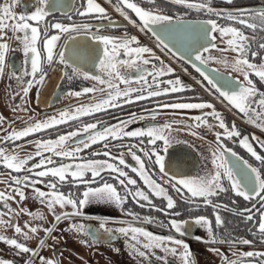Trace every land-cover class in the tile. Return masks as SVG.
I'll use <instances>...</instances> for the list:
<instances>
[{"label": "snow or ice", "instance_id": "obj_1", "mask_svg": "<svg viewBox=\"0 0 264 264\" xmlns=\"http://www.w3.org/2000/svg\"><path fill=\"white\" fill-rule=\"evenodd\" d=\"M149 2L152 6L145 7L139 0H117L116 7L132 25H136L139 21L140 29L148 30L155 41L166 49L174 59L186 60L188 64L197 69L204 78L200 83L204 84L206 80L208 91L213 96L218 95L224 98L231 106L243 113L248 121L264 129V91L256 86L249 75V73H254L261 81H264V57L261 58L259 64L249 58V54L251 57L258 55L257 51L252 50V41L257 38L249 36L241 27L233 24L221 26L216 19H208L199 15L204 13L209 16L212 14L227 16L228 19L238 21L241 25L252 30H264V7H241L232 10L214 7L210 0H173L176 6H183L189 11L194 10L197 13L196 19H191L188 17V12L168 14L156 0H149ZM15 3L16 0L0 3V74H3L6 67V54L10 47L9 41L3 39L7 36L4 29H11L14 32L22 31V35L17 36V39L23 42L24 67L20 71L13 70L11 75L15 76L18 85H24L22 92L26 94L34 84L43 83L46 77L41 49L37 47L40 28L37 23H30L29 21L40 22L49 15L50 11L56 8H67V5L63 0H38L34 10L17 13L14 11ZM68 11L71 12V9L69 8ZM76 11L81 15L97 13L102 18H110L107 9L96 0H87L86 6L78 7ZM130 11L135 13L138 21L133 19ZM69 20L72 21V17H69ZM48 27V25H45L43 29L46 35V39L43 40V48L46 50L47 62L50 63L55 58L64 66L65 75L71 73L85 78L91 77L99 81L105 85L107 94L95 103L78 105L73 111L64 108L58 115L52 114L44 119H35L34 122L32 117H28L29 123L27 126L19 129L13 128L4 135V141L17 140L29 134L50 129L52 126L79 118L82 115L99 112L108 107H116L117 103L125 104L130 101L142 100L147 97L193 87L192 84L183 82L179 75L161 79L166 74L175 73L177 70L171 64H166L157 57L152 47L140 43L137 35L125 34L117 37L110 34H100L97 30L104 28L105 25L99 22H55L51 24V27L58 31L53 32L51 35H47ZM80 29L84 31H80ZM217 30L221 35L229 36L227 44L237 53L231 62V66L243 73L244 81H241L239 77H233L231 73L222 71L215 64L210 63V61H217L225 66L229 64L226 57L215 56L209 52L210 49L217 47L216 36L214 35ZM61 33H69V35L66 36L57 53L54 50L57 47ZM261 40H264V37H261ZM258 47L264 49V43H260ZM144 53L149 55H144ZM29 59L30 68L28 65ZM154 60H160L159 65ZM149 64L152 66L149 67ZM89 65L93 70H86ZM129 69H134L137 74H129ZM149 75L151 76V82H149ZM25 77L28 78L25 79ZM121 82L125 85L124 88L119 86ZM133 84L136 86H133ZM100 90L104 91V89ZM68 91L72 92V89ZM90 91L95 92L97 89L94 86L91 88L85 87L76 91L74 95L80 96L82 92L87 93ZM15 94L13 93V95ZM167 107L201 110L210 108L211 111H201L195 114L192 119L165 120L162 123L154 122L155 118L160 115L157 109ZM24 111H27V109L25 108ZM145 117L153 118L147 126L128 128V124H131L133 120L144 119ZM208 117H213V119L210 121ZM9 124H11V121H9ZM101 124V121L95 120L84 123L80 127H74L71 131L62 132L55 138L38 139L36 142L38 150L23 157L18 152L9 153L5 147H0V163L10 169L23 170L28 173L12 176L13 183L10 186V191L14 190L23 200L26 196L24 186H32L34 188L33 196L40 203L47 205L55 218V222H59L73 214L86 215L82 209L85 204L92 201L114 203L120 206L122 211L130 212L134 218L140 219L137 213L123 207L124 202L129 199V195L137 204L144 201L145 206L152 208H160V205L153 203V195L162 197L166 200V205L161 210L171 216L172 213L169 210L177 204V200L170 194V188L178 194H182L184 200L197 208L200 207L201 203L204 205L212 204L213 207H228V205L219 202L213 204V198L219 192L225 190V179L235 193L248 200L257 197L259 200L264 201V154L257 151L249 138V134H242L234 121L229 126L222 112L216 109L211 100L199 99L194 102L156 104L149 110L126 115L123 120L117 121L116 124L109 123L106 127H98ZM173 124L185 125L186 127L183 129L173 128ZM214 124H218L223 131H216L213 127ZM199 125H207L208 128L215 131L216 146L211 153V162L214 167L196 175H185L173 171L175 164L170 159L166 160V156L170 154V144L177 142L173 133L187 131L200 136V132L194 131ZM252 135L259 148L264 149V139L256 137L255 134ZM222 137L238 138L237 142L247 149L259 162L260 166L250 163L239 152L228 147ZM70 138H75L71 142L76 147L65 148L64 144ZM117 139L121 142L113 145L112 141ZM97 142L102 143L101 148L96 149V151L102 150L108 159H89L84 156L82 150L88 149L90 145ZM113 147L119 149L118 154L112 151ZM45 152L48 155H43ZM126 153L134 159V164H130L125 159ZM34 156L39 157V159L35 163H29ZM53 156L62 159L67 158V162L57 164L53 160ZM146 160L151 167L146 166ZM127 169H131L136 176L129 174ZM88 172L91 174V179L86 178ZM106 172L113 175L116 183L103 179L101 173ZM69 174L74 185H84L82 193L79 195L71 190L66 194L57 187L58 182L69 180ZM49 175H51V179L48 178ZM137 176L146 188L138 184ZM37 183L47 184V190L36 187ZM93 184L95 186H90ZM10 191H0V200L5 201L10 217L15 218L14 214L19 211L26 212L31 217L43 218V213L39 209L31 210L26 207L15 209L12 205L7 204ZM10 198L15 200L16 196L12 195ZM57 204L64 210L57 211L55 207ZM66 205H71V208H66ZM231 210L233 212H246L247 218L254 220L251 210L236 208ZM258 215L259 221L255 224V227L259 231L260 240L264 241V211H259ZM2 216L3 212L0 210V217ZM98 219L100 223L97 228H93L83 221H74L67 227L85 234L93 242L98 241L102 236L114 239L117 233L130 234L132 241H135L134 243L129 242V248L133 255L147 257L149 255L148 250L159 247L164 249L165 252L170 250L180 256L183 264H196L190 245L184 239H179L174 235L157 234L132 222H126L119 227L108 223L109 220H123L122 217L100 216ZM143 219L156 222V218L151 215L145 216ZM0 223L9 224L11 221L0 219ZM168 223L177 233H185L186 229L190 231L192 223H195L206 228L209 241L215 242L221 238L213 229L212 219L206 215H194L187 219L171 218ZM223 223L220 212H215V225L219 227ZM25 224L31 233L43 229L44 235L40 237V247H43L45 237L55 228V223L45 226L44 224L30 223L26 220ZM14 228L23 237H29V231H25L18 222L14 224ZM141 236L146 239H142ZM0 241H5L7 245L14 246V249L38 255L39 260L46 262V264H60L58 259L39 255L37 247H30L29 244L14 236L0 233ZM83 242L87 244L89 240L85 239ZM229 242L237 243L239 241L233 238ZM243 242L252 243L251 240H244ZM177 245L182 246V250H178ZM211 250L214 252L220 251L216 248ZM249 257L259 259H250ZM224 259L227 264H264V250L242 251L240 256L235 259H228L227 255L224 256ZM0 264H14V260L0 257ZM24 264H31V262L25 260Z\"/></svg>", "mask_w": 264, "mask_h": 264}, {"label": "flooded vegetation", "instance_id": "obj_2", "mask_svg": "<svg viewBox=\"0 0 264 264\" xmlns=\"http://www.w3.org/2000/svg\"><path fill=\"white\" fill-rule=\"evenodd\" d=\"M226 1L227 0H210L212 6H241L227 4ZM4 2H9V0H0V3ZM63 2L67 5V8H56L55 10L50 11L49 15L40 22L32 20L29 21L30 23H37L40 28V38L37 40V47L41 49L43 67L45 68L46 77L43 83L34 84L26 94L22 92V88L24 87V85H18L15 76L11 75L13 70L20 71L24 67L25 54L23 53V42L22 40L17 39V36L22 35V31L14 32L11 29H4V31L7 33V36L3 39H7L9 41L10 47L6 54V67L3 74H0V118H2L0 119V147H5L6 151H8L9 153L18 152L19 155L23 157L25 155H30L38 150L36 148V142L38 139L49 137L55 138L60 133L71 131L74 127H80L84 123L99 120L102 122V124L98 125V127H106L109 123L116 124L117 121H121L123 116L127 114L133 112L139 113L142 110H149L156 104H170L174 102L187 101L194 102L199 99H208L211 100L213 104H215L218 111L222 112L224 119L229 124V126H231L232 122L234 121L237 128L241 131L242 134H249V138L257 148V151H260L262 154H264V152L262 151L264 149L259 148V145L253 138L252 134H255L256 137H259L261 139H264V135L257 133L246 125H243L234 117V115L241 120H244L245 123L249 126L257 128L263 132L264 129H261L258 125L252 124L250 121H248L243 113L239 112V110H237L234 106H231L230 103L227 102L224 98H221L218 95L214 96L226 109L223 108L219 103L213 101L211 97L204 91L199 89L196 86L195 81L198 82L205 91L209 92L206 86V80L204 84L200 83V81L204 79L201 73L197 69L193 68L190 64H188L186 60H182L179 58L174 59L166 49L162 48L155 41V38L148 30H141L139 27L138 18L135 16V13L131 11L130 15L133 17V19H137L138 21L135 26L150 40H152V42L155 43L164 53H166L176 64L183 68L184 71L186 69V73H182L174 65L167 61V63L171 64L177 71L175 73L166 74L161 79H168L174 77L175 75H179L183 82L190 83L193 85V87L191 89H183L168 94H161L159 96L147 97L142 100L130 101L125 104L117 103L116 107H108L99 112L82 115L79 118H75L65 123L52 126L50 129H45L36 133L29 134L28 136L18 138L17 140L4 141V135H6L7 132L13 130V128L19 129L21 127L27 126V124L29 123L28 117H32L34 122L35 119H44L52 114L58 115L59 112L64 108H68L70 111H73L76 106L95 103L107 94L105 85H103L99 81H96L91 77L85 78L83 76L73 75L71 73L65 75L64 66L55 58L50 63L47 62L46 50L43 48V40L46 39V35L43 29L45 25H48L49 27L47 35H51L53 32L58 31L57 29L51 27V24L55 22H99L105 25L104 28L97 30L100 32V34H110L120 37L128 34L127 19L122 15V13L117 10V0H96V2L100 3L104 8L107 9L108 13H110V18H102L97 13L84 15L78 13L76 9L78 7L86 6L87 0H63ZM139 2H141L145 7L152 6L150 5L149 0H139ZM156 2L161 5L163 7V10L168 14H175L176 12H188L189 18L196 19L197 17V13L194 10L189 11L185 7L176 6L175 4L166 0H156ZM36 3H38V0H16L14 11L17 13L32 11L34 10ZM252 4H264V0H259L255 3L242 5ZM69 8L71 9V12L68 11ZM199 15L208 19H216L217 23H219L221 26L233 24L234 26L241 27L242 30L245 31L249 36H255L257 39L255 41H252V50L257 51L258 55L256 57H251V55L249 54V58L255 60L257 64L260 63L261 58L264 57V49H260L258 45L260 43H264V40H261V37H264V30H252L247 26L241 25L238 21H232L228 19L227 16H217L215 14L209 16L204 13H200ZM69 17H72V21L69 20ZM80 31L84 30L80 29ZM67 35H69V33H61V36L57 43V47L54 50L55 52H59L60 46L63 44ZM139 42L146 44L140 39V37ZM211 50L212 49H210V51ZM156 54L160 59H164L157 52ZM121 55H123V53H121ZM144 55L149 54L144 53ZM54 62L57 64L56 70L52 68V64ZM154 62L159 65L160 60H154ZM210 63L212 64V61H210ZM28 65L30 68V59L28 61ZM148 66L151 67L152 65L149 64ZM57 70H59V77L56 81L54 80L52 82L51 87L48 90V94H46L47 101L43 102L41 100V96L42 92L45 90V85L47 84L46 82H49L52 76H58V74L56 73ZM86 70L91 71L93 70V68L89 65ZM221 70L224 71V69ZM128 72L129 74L133 75L137 74L134 69H129ZM231 75L233 77H239L241 81L245 80L244 76H236L233 74ZM27 78L28 77H25V79ZM251 78L256 83V86L264 91V81H261L260 78L254 73H251ZM149 82H151L150 75ZM93 86L97 89V91H90L87 93L82 92L80 96L74 95L76 91H79L85 87L91 88ZM119 86L121 88L125 87L122 82ZM133 86L136 85L133 84ZM69 89H72V92H69ZM100 89H104V91H101ZM13 93L16 94L13 95ZM209 93L212 94L211 92ZM253 106L255 107L256 105L254 104ZM25 108L27 109V111H24ZM157 111L159 112L158 109ZM197 111L208 112L211 111V109H193L194 114L189 115L188 118L191 117L192 119ZM172 112H176L178 113V115L183 114L182 109H174V111ZM145 118H148L146 124L153 120V118L151 117ZM208 119L211 121L213 117H208ZM9 121H11V124H9ZM154 122L162 123V121L158 120L157 117L155 118ZM213 127L216 131H223V129L220 128L218 124H214ZM194 131L200 132L201 135H193L189 137V141H178L177 143L169 147L170 154L166 156V160L170 159L175 164V166L173 167V171H178L185 175H196L200 172L212 169L214 167L211 162V153L213 148L216 146L215 131L208 128L207 125H199L194 129ZM73 139L75 138H70L69 141H66L64 147H76V145L71 142V140ZM222 139L224 140V143L228 145V147L233 148L236 152H239L240 155L249 160L250 163L260 166L259 162L247 151V149H245L237 142L238 138L222 137ZM120 142L121 141L117 139L113 140L112 144L115 145L116 143ZM101 143L102 142H97L94 145H90L88 149H83L82 152L84 156L89 159H108V157L104 155V152L102 150L99 152L96 151V149L101 148ZM112 151L117 154L119 153V149L115 147L112 148ZM43 155H48V153L45 152L43 153ZM38 159L39 157L34 156L33 159L29 161V163H35ZM125 159H127L130 164L135 163L130 154L126 153ZM53 160H55L57 164L61 162H67V158L62 159L57 156H53ZM146 166L151 167L150 163L147 162V160ZM127 170L129 171V174L136 176V174L133 173L131 169ZM26 174L28 173L23 170H13L0 163V191H10V186L13 183V181L11 180L12 176ZM101 176L104 180L116 183V180L110 172L101 173ZM33 178L35 179V177ZM48 178L51 179V175H49ZM86 178L91 179L90 172L86 173ZM137 180L138 184L141 187L146 188V186L143 185L138 176ZM224 183L225 190L219 192V194L213 198V204H217V202H219L221 204L228 205V207H213L212 204L204 205L203 203H201L200 207L197 208L190 204L187 200H184L182 198V194H178L174 189L171 188L169 189V192L177 200V204L169 210V212L172 213L171 216L161 210L166 205V200L162 197H155L154 195L153 203L160 205V208L145 206L144 201H141L140 204H137L131 199L130 195L129 199L124 202L123 207L125 209H130L132 212L138 214L140 219H136L137 222H144V219L141 217L147 215H151L156 218V223L165 225H169L168 221L171 218L187 219L190 216L194 215H206L210 217L213 221L214 231L221 236V238L215 242L209 241L207 239V230L205 227H203L202 225H197L195 223H192L191 230L189 231L186 229L185 233H177L172 227L168 228L167 230L170 233L177 235L179 239H184L185 241H187V243L190 245V249L196 264H202L203 260V264H227V261L224 259L225 255H227L228 259H235L240 256L242 251H249L253 249L264 250V241L260 240L259 231L255 227V224L259 221L258 212L264 211V201L259 200L257 197H253L251 200H248L240 194L232 191L226 179ZM83 186L84 185H74L71 181L70 174L68 181L58 182L57 184V187L60 191H63L67 194L71 190L77 195L82 193ZM90 186L95 185L93 184ZM36 187L44 188L47 190L48 186L47 184L37 183ZM24 191L26 193V196L23 200H21L19 194L14 190H11L9 199L7 200V204L12 205V207L15 209L26 207L31 210L39 209L40 211H42V208L38 203L40 201L33 196L34 188L30 185H25ZM12 195L16 196L15 200H12L10 198ZM150 195L152 194L150 193ZM115 207L116 209L119 208V206L115 205L114 203L92 201L85 204L82 211L86 213V215L81 216L93 221L87 222V225H91L93 228H97L99 226L100 221L98 217L100 216L122 217L123 220L108 221L110 225L119 227L126 223L130 218H127L128 213L126 211H115ZM233 208L251 210L253 212L254 220L248 219L246 212H233L231 210ZM0 210H2L3 212V216L0 217V219L11 221V223L9 224L0 223V233L14 236L19 240H21V238H25L22 236V234L15 231L14 224L18 222L21 227L25 229V231H29L30 241L27 242V240H24L23 242L29 244L30 247H37L39 255L58 259L60 261V264H183L182 258L180 256L174 253L173 256L165 255L162 248L159 247L148 250L149 255L147 257H140L139 255H135L134 260L132 258L127 259V236L130 237V235L120 233H117L114 239H108L105 236H102L96 242L91 241V239L85 234H71L73 235L72 239L79 241H83L86 237L88 238L89 243L82 246L80 243L72 242V240L69 238V229L66 231L65 229L61 228L58 233L55 234L53 230L47 237H45V243L43 247H40L39 241L40 237L44 235L43 229L41 228L38 229L36 233H31V231L25 224L26 220L30 222V220L32 219L31 216L28 215V213L17 211L14 214L15 218L10 217L8 215L9 209L6 207L4 200H0ZM217 211L220 212L221 217L224 221V223L219 227L215 225V212ZM232 220H237V225L235 226V228L233 227L234 232H231L232 228L230 229L228 227V222ZM153 231H155L157 234L167 232L162 228L160 229V227L153 229ZM233 238H235L239 242L230 243L229 241H231ZM244 240H251L252 243H245L243 242ZM195 242L206 246L204 251H202L203 254L202 252H200L201 250L199 248L197 249L195 247ZM212 248L219 249L220 251L214 252L211 250ZM0 257L11 258L14 260V264H24L25 260H30L31 264H46V262L39 260L38 255H33L28 252L14 249V246L7 245L5 241H0ZM164 257H166V259H164ZM249 258L252 259L255 257Z\"/></svg>", "mask_w": 264, "mask_h": 264}, {"label": "rangeland", "instance_id": "obj_3", "mask_svg": "<svg viewBox=\"0 0 264 264\" xmlns=\"http://www.w3.org/2000/svg\"><path fill=\"white\" fill-rule=\"evenodd\" d=\"M215 33H214V35L216 36V39H217V47L215 49H212L211 51L210 50L209 51L211 52L212 55L219 56L222 58L226 57L229 61V64L227 66H225L224 64L219 63L217 61H212V64H215L216 67H218L220 69H224V71L229 72L233 75L244 76L241 71H238L231 66V62L236 57L237 53L235 52V50L233 48L229 47L227 44V39L229 38V36L228 35H221L218 30ZM163 61L166 64H169V63H167V61L165 59H163ZM249 75L251 76V73H249ZM158 110H159L160 115L157 116V119L161 120L162 122H164L165 120L171 121V120L191 119V117L188 118V116L194 114L193 109H182L183 114H181V115H178V113H176V112H172V111H174V109L170 108V107L159 108ZM198 113H199V111L196 112V114H198ZM130 114H127V115H130ZM123 118H124V116H123ZM123 118H122V120H123ZM147 120H148V118L133 120V122L131 124H128V128L131 129L134 127H145V126H147V124H146ZM125 123H126V121H125ZM185 127H186L185 125L173 124V128L183 129ZM173 135L176 138L177 142L178 141H186L187 142V141H189V137L193 136L192 133L187 132V131H178V132L173 133ZM173 144H175V143H173ZM173 144H170V146H172ZM38 203L42 208L41 212L43 213V218L31 217L32 219L30 220V223L37 224V222H38L39 224H44L45 226L52 224V223H55V228H54L55 234L58 233L61 228L65 229L67 231L69 229L67 227V225H70L74 221L75 222L83 221L85 224H87V222H93L90 219L84 218L83 216L77 215V214H73L70 217H66V218L60 220L59 222H55V218H54L52 212L48 209L47 205L42 204L40 202H38ZM55 207H56L57 211H63L64 210L59 204H57ZM65 207L70 209L71 205H66ZM115 211H121L120 206L117 209L115 207ZM127 213H128L127 218H130L129 220H127V222L135 223L137 226L145 227L152 232H155V231H153V229L160 227V229L162 228L164 231H167V232L162 233V235H174L167 230L168 228H171V226H169V225L156 223L157 220H156V222H153V221H148V220L144 219V222H137L136 218H134L130 214V212H127ZM143 217H145V216H142L141 218H143ZM69 231H70L69 232L70 233L69 238L72 240V242L80 243L82 246L85 245V243L83 241L85 239H88L87 237L83 241L75 240V239H72L73 235H71V234H75V233H79V232H76L75 230H71V229H69ZM174 236H177V235H174ZM141 238L146 239L143 236H141ZM24 240H27V242H29L30 237L29 238H21L22 242ZM129 242H133V243L135 242V241H132L131 235H130V237L127 236V259L132 258L134 260L135 255L132 254V251L129 248ZM176 247L178 250L182 249V246L177 245ZM195 247L197 249L199 248L201 250L200 252L204 251V249L206 248L205 245H201L198 242H195ZM237 249H240V248H237ZM162 250L164 251L165 255L173 256V253L170 250L168 252H165L164 249H162ZM202 254H203V252H202ZM203 263H204V260H203Z\"/></svg>", "mask_w": 264, "mask_h": 264}, {"label": "built area", "instance_id": "obj_4", "mask_svg": "<svg viewBox=\"0 0 264 264\" xmlns=\"http://www.w3.org/2000/svg\"><path fill=\"white\" fill-rule=\"evenodd\" d=\"M128 31H129V33H130V35H132V34H135V33H138L141 37H142V39H144V40H146L149 44H151L152 46H154L158 51H159V53H161L164 57H166L171 63H173L174 65H176V63L171 59V58H169L164 52H162L154 43H152L145 35H143L140 31H138L137 30V28L134 26V25H132V24H130V23H128ZM56 66H57V64L54 62L53 64H52V68L53 69H55L56 70ZM177 67H178V65H176ZM179 68V67H178ZM181 71H183L181 68H179ZM184 72V71H183Z\"/></svg>", "mask_w": 264, "mask_h": 264}, {"label": "trees", "instance_id": "obj_5", "mask_svg": "<svg viewBox=\"0 0 264 264\" xmlns=\"http://www.w3.org/2000/svg\"><path fill=\"white\" fill-rule=\"evenodd\" d=\"M259 0H227V4L242 5V4H251ZM230 23V22H229ZM264 152V150H262ZM234 219V218H233ZM237 220H232L228 222V227L231 229V232H234L233 227L237 225Z\"/></svg>", "mask_w": 264, "mask_h": 264}, {"label": "bare ground", "instance_id": "obj_6", "mask_svg": "<svg viewBox=\"0 0 264 264\" xmlns=\"http://www.w3.org/2000/svg\"><path fill=\"white\" fill-rule=\"evenodd\" d=\"M58 72H59V70H57V74H58ZM59 77V74H58V76H52L51 77V80L49 81V82H46L47 84L45 85V90L42 92V96H41V100L43 101V102H46L47 101V96H46V94H48V90H49V88L51 87V84H52V82L55 80H57V78ZM49 78V77H48ZM55 83V82H54ZM53 83V84H54Z\"/></svg>", "mask_w": 264, "mask_h": 264}, {"label": "water", "instance_id": "obj_7", "mask_svg": "<svg viewBox=\"0 0 264 264\" xmlns=\"http://www.w3.org/2000/svg\"><path fill=\"white\" fill-rule=\"evenodd\" d=\"M166 1H169V2L173 3V0H166ZM214 7H218V8H222V9L235 10V9L241 8V7H255V8L264 7V4H252V5H241V6H214Z\"/></svg>", "mask_w": 264, "mask_h": 264}]
</instances>
